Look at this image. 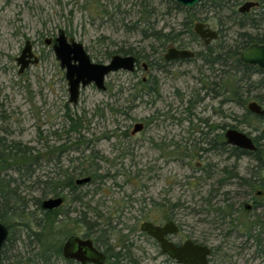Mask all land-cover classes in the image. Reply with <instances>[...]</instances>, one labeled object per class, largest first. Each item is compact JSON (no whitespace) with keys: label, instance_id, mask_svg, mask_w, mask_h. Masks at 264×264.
Returning a JSON list of instances; mask_svg holds the SVG:
<instances>
[{"label":"rangeland","instance_id":"374dc122","mask_svg":"<svg viewBox=\"0 0 264 264\" xmlns=\"http://www.w3.org/2000/svg\"><path fill=\"white\" fill-rule=\"evenodd\" d=\"M147 1L152 8L144 12L141 0H0V138L7 145L31 148L38 162L35 173L42 180V176L55 177L56 161L63 173L70 167L96 171L92 182L77 191L79 196L87 194L83 200L89 204L86 212L90 218L81 221L77 215H70L56 226L55 239L62 236L59 232L82 235L89 231L101 239L97 243L103 250L110 245L116 252L125 242L130 258L120 260V264H170L156 257V250L149 238L140 234L139 227L145 220L171 218L182 235L207 241L213 247L224 241L227 255L233 256L236 264H260L254 260L252 241L243 249L246 241L237 233L240 229L232 236H221L224 230L215 228L207 206L208 201L221 205V195L227 191L229 198L243 194L244 190L234 185L222 187L217 182L220 170L227 173L236 165L242 173L251 162L211 151L206 139L217 142L232 127L253 137L249 128L234 120L245 107L230 97L225 100L227 96H206L203 86L208 73L200 60L161 65L159 59L166 49L153 53L156 42L145 39L143 33L151 34L152 29L178 33L183 30L185 14L164 0ZM246 2L257 1L229 0L228 5L238 12ZM207 16L214 18L193 25L201 22L218 32L222 20L225 25L218 41L232 44L239 31L235 23L225 18V12L211 10ZM59 30L81 43L93 63L107 64L113 55L126 56L123 53L127 51L148 60L140 58L132 73L108 75L105 91L86 86L73 105L68 102L64 70L51 45L45 44ZM180 38L190 50H201L186 31ZM27 40L39 61L18 74L16 58ZM148 62H153L152 67ZM215 78L218 83L219 72ZM253 78L264 81V73ZM215 92L219 93V88ZM253 94L264 96V89ZM136 123L143 124L144 129L131 135ZM7 175L15 178L11 171L2 176ZM18 183L20 196L31 206L40 196V186L25 177ZM60 191L67 197L63 213L77 208L69 200L67 189ZM97 214L102 217L97 218ZM107 219L114 230L102 237L94 233ZM251 220L252 215L240 213L237 222L243 226ZM11 231L18 250L24 252L19 240L21 228L14 226Z\"/></svg>","mask_w":264,"mask_h":264},{"label":"trees","instance_id":"16d2710c","mask_svg":"<svg viewBox=\"0 0 264 264\" xmlns=\"http://www.w3.org/2000/svg\"><path fill=\"white\" fill-rule=\"evenodd\" d=\"M141 1V7L144 9V12H146L147 8H152L149 1ZM164 1L171 4L174 9L183 11L185 14L181 22L183 30L174 33L173 30L170 29L166 33H163L162 29H159L158 31L152 29V33L148 35L145 34V30H143L145 39H152L156 42V46H152V52L163 50L169 44L175 45L179 48H188L189 45L184 43L180 38L181 32L183 31H186L192 42L199 43V38L193 32V23L202 20L208 21L209 19L214 18H209L207 16V13H210L211 10L213 12H225V18L232 23H235L239 29L236 39L232 44L218 41L220 40V34L223 30L222 28L225 25V22L221 20L219 22L217 40L211 45L203 47L200 51H197L194 60H200L203 63H210L211 65H218L220 79L218 82V88L220 91L218 93L219 97L227 96L225 98L227 101L230 97L233 99L232 102L242 108H244L250 101H255L264 106V96L261 94H253L255 91L264 89V81L253 78L256 74L261 72H259L256 67L244 66L239 61L240 53L249 45L254 43L264 44V26L262 27V24H264V0H255L258 3V8L254 9L255 11L253 13L247 12L243 14H238L236 10L231 9L228 5L229 0H201L200 3L191 10L181 8L172 0ZM234 1L237 2L238 0ZM202 12L205 14L203 17L200 14ZM246 27L251 29V32L243 31ZM123 55H133L137 61L140 58L147 59L140 56L139 53H134L132 51L124 52ZM226 69L229 70L227 71ZM69 119L73 122L71 118ZM234 120L245 128H249L252 133H254L252 139L256 150L248 153L250 155L251 164L256 168V171H258L259 174H263L264 119L249 113L246 109H243L241 116H237ZM206 143L209 146L208 149L211 151L214 150L218 154L226 153L227 157L235 158L239 155L238 149L227 146L222 137H220L217 142H215L214 139H206ZM37 166V157L32 155L31 148L20 147L19 144L14 143H12V145H7L6 141L0 138V223L8 229V237L0 250V264H54L60 258L62 240L66 238V235L68 234H60L59 232V235L62 236L59 238L56 237L55 239L56 226H59V220H57L56 217L58 210L43 211L40 208V202L42 199H45L50 195H58L57 187H59L60 184L57 183L56 176H42L45 178V180H42L40 176L35 173ZM5 171H11V174L15 175V178H12L11 175H7L6 177L2 176L5 174ZM95 172L96 171L92 172L88 169H78L71 173V175H89L94 178L96 176H94ZM254 173L255 171L253 170L251 177L241 178V180L246 181L250 179L249 187L251 189L261 188L264 190V175L255 177L253 175ZM69 175V173L66 174L64 179L60 181L61 186L75 190L76 187L73 186L72 179ZM22 177L31 181L32 185L37 187L40 186V196L32 200L31 206L20 196V184L18 182ZM71 200L75 202L81 201L78 196L72 197ZM207 206L209 207L210 214L216 218L221 217L222 214H226L225 216L232 214V209L230 210L228 207H232L233 205H223L224 208L223 206L215 207L208 201ZM86 207L89 208L88 206ZM96 221L97 220L94 222L95 224ZM262 224L263 223H261V225ZM14 226L21 228L22 234L19 240L23 244L22 249H24V252L23 250H18L16 241L12 236L13 234L11 230ZM103 227L104 229H100L99 231L96 230L94 233L101 235L102 237L105 233L108 234L111 232L109 226L103 225ZM87 235L90 236V233ZM54 240H57L56 243L53 242ZM255 240L257 243L258 237L255 238ZM112 249L113 248L110 245L105 247V251H107V263L112 259L120 261L122 259L130 258V248L125 245V242H122L116 252Z\"/></svg>","mask_w":264,"mask_h":264},{"label":"water","instance_id":"95a60500","mask_svg":"<svg viewBox=\"0 0 264 264\" xmlns=\"http://www.w3.org/2000/svg\"><path fill=\"white\" fill-rule=\"evenodd\" d=\"M181 8L193 9L201 0H172ZM258 6L257 2H246L238 8L240 14L249 12ZM193 32L205 45L218 38L217 31L211 29L207 24L197 22L193 25ZM46 45H51L55 59L59 62L60 69L64 70L65 80L68 86V102L75 105L77 103L81 89L93 85L99 91H105V79L108 75L125 71L132 73L135 70L136 58L133 55H113L107 64L93 63L85 51L83 45L73 39H68L64 31L59 30L57 36L45 41ZM194 57V52L190 50H180L176 48L167 49L164 60L188 59ZM38 58L32 52L30 41H25L16 63L19 66L18 74H22L31 65L38 63ZM239 61L244 66L256 67L264 73V44L254 43L245 48L239 55ZM245 109L256 116L264 119V106L255 101L246 104ZM142 131V125L136 123L133 126L132 134ZM224 141L227 145L236 147L248 152L256 150L252 137L246 133L233 128H228L224 132ZM91 181L90 177H84L75 181L76 185H85ZM63 198L48 197L42 199L40 208L43 211H52L59 208L63 203ZM140 230L150 237H153L160 244L162 252L169 255L179 264H209L207 257L209 249L205 246L194 245L187 241L183 246L177 248L163 239L165 234L174 233L176 227L168 222L163 227H157L149 222H144ZM8 237V229L0 223V250ZM62 255L65 259H72L81 264L93 263L103 264L105 256L93 247L91 240H83L78 237H70L62 247Z\"/></svg>","mask_w":264,"mask_h":264},{"label":"flooded vegetation","instance_id":"af4514ba","mask_svg":"<svg viewBox=\"0 0 264 264\" xmlns=\"http://www.w3.org/2000/svg\"><path fill=\"white\" fill-rule=\"evenodd\" d=\"M68 39H70V38H68ZM51 40H53V39H51ZM199 40L200 41H199L198 44L200 45L201 48H203V47H207V46L211 45L217 39L214 40V41L209 42L207 45H205L204 42L201 39H199ZM50 45H52V44H50ZM169 48H176V49H180V50H184V49L190 50L189 49L190 47H188V48H179V47H177L175 45L169 44L168 46H166L164 48V49H166L165 53H166L167 49H169ZM163 50H159V51H163ZM159 51L158 50H157V52L153 51V53L157 54V53H159ZM190 51H192V50H190ZM192 52H194V51H192ZM195 53L196 52H194V57H195ZM164 54H163L162 58L160 57V59H161L160 62L162 61L161 65H163V66L170 65V64H173L175 62H179L181 60L194 61V57L188 58V59H176V60L166 61V60H164ZM137 62L138 61L136 59V64H137ZM152 63L153 62H148L147 66L148 67H152ZM201 64L203 65L202 67L205 68L207 73H208V75L206 77L205 85L203 86L205 94H206L207 97L211 96L212 98L215 99L219 95L218 93L215 92V89H218V83L215 82L216 73L219 72L218 71V65L217 64L211 65L210 63H203V62H201ZM158 66H160V65H158ZM247 67H250V66H247ZM135 68H136V65H135ZM144 68H146L145 65H144ZM210 76L214 80L209 81ZM139 124H141V123H139ZM141 125H142V131H143L144 126H143V124H141ZM142 131H140V132H142ZM140 132H138V133H140ZM138 133H135V134L131 133V135H136ZM223 139H224V134H223ZM224 143H225V141H224ZM227 146H229V145H227ZM230 147H233V146H230ZM238 153H239L238 157H236V158L235 157H230V158L231 159H237V161H239L241 159H248L250 161V155H249L248 151L238 149ZM76 160H78V159H76ZM56 162L57 163H54V169H57V172L55 173V176L57 177L56 181H57V183L60 184V186L57 187L58 188L57 189L58 195L50 196V197H54V198L62 197L63 200H64L62 205L59 208L54 209V210H58V212L56 214L57 220H59L58 225L61 224L67 218H71L70 215H72V214H75V216L77 215L76 216L77 219L79 218V220H81V221H84L85 219H89L90 216L88 217L87 216V212H86L89 209L86 206H88L89 204H88V202L83 200L84 198L87 197V194H83V196L77 195L78 189H80L81 187H83V186H85L87 184H85V185H76L75 181L78 180V179L84 178V177H90L91 178L90 182H92V177L89 176V175H83V176L71 175V173H73L75 170L80 169L78 167L67 168V170H65V172L63 173V171H61V169H60V163H58V161H56ZM82 170H85V169H82ZM253 170L255 171V173L253 174L255 177H257L259 175H262V176L264 175V173L263 174H259L258 171H256V168H254V166L252 164H250V166L248 168L243 169L242 173L239 171V168L236 165L231 166V170H229L227 173L225 172L224 169L220 170L221 177H220V180H218V182H217L219 186L223 187L225 185H229V186L230 185H234V187H236V189L244 190V191H243V194H241L242 196H240L239 198H232V197L229 198L228 197V194H229L228 191L221 195L222 196L221 205H219L218 202L213 204V205L215 207H219V206H223V205L224 206L233 205L232 207H230V206L228 207L230 210L232 209V214L231 215H227V216H225L226 214H222L221 217H218V218L214 217L213 223L215 225V228L218 231H223L224 230V233L221 235V236H224V237L232 236L234 233H236L235 232L236 230L240 229L239 230L240 232H237V233H240V235H243L245 237V241H246V242H244L245 246L243 247V249L246 250V246H247L248 241H252V243L254 244V246L256 248L254 260H259L260 264H264V205H263L264 190L261 189V188L251 189L249 187L250 179H248L246 181H242L241 180V178H249V177H251ZM61 173H62V175H61ZM68 173L70 174L69 177L72 179L73 186L76 187L75 190H72V189H70L68 187H62L61 186V183H60L61 176H63V178H64L65 175L68 174ZM62 188L63 189H67V191H68L67 195L69 196V200L71 202L77 204V208L72 209L71 212H67L66 214H65V212L63 213V211H64L63 207H64V205H65V203L67 201V197L64 195V193L62 191H60ZM216 192L218 193V190ZM236 194H238V193H236ZM77 196L80 198V200H81L80 202H75V201L71 200L72 197H77ZM238 199H240V200H238ZM224 206H223V208H224ZM240 213L244 214V215H247L248 217L250 215H252L253 221L251 220L247 224H244L243 226H241L237 222L238 221V215ZM96 217L99 218V217H102V216L97 214ZM77 219H75V220L77 221ZM109 221L110 220L107 219V221H105L104 222L105 224H103V225L109 226L110 230L112 231V230H114L115 226H113L111 224V222H109ZM144 222H149V223H151V224H153L154 226H157V227H163L166 223L171 222L176 227V231L174 233L165 234L163 239L166 240L167 242L171 243L173 246L179 248V247L183 246L185 242L190 241L194 245L205 246V247H207L209 249L210 253H209L208 257H207V262L209 264H236L235 262L232 261L233 256L227 255L226 248H225L226 244H225L224 241H223L222 245H218L216 247H213L212 245L208 244L207 241H204V240H201V239H197V238H193V237L188 236L186 234L182 235V230L178 226L177 222L175 220L171 219V218H165L161 222H153V221H146L145 220L142 223H144ZM261 223H263V224L261 225ZM141 224H140V226H141ZM101 229H104V227L101 228ZM139 229H140V227H139ZM88 233H90V232L86 231L82 235H76L74 233H69L68 232V235H66V238H64L62 240L60 258L54 264H81L78 261H75V260H72V259H65L63 257V255H62V247H63L64 243L70 237H78V238L83 239V240H87V239L91 240L92 243H93V247L97 251H99V252L104 254L105 262L103 264H107V257H106V252L107 251H105V248L103 250L101 248V246L98 245V243H97L99 241L101 242V239L98 241L91 234H90V236H88L87 235ZM231 233H232V235H230ZM140 234L144 235V236H147L149 238L153 248L156 250V255H157L156 257H162L165 260V262H168L170 264H179L173 258H171L169 255H167V254L162 252L161 246L157 242L156 239H154L153 237L148 236L147 234H145L141 230H140ZM104 236H106V233H105ZM253 236L255 238L258 237V242L257 243H256V240H255V238ZM114 247L115 246H112L113 250L115 249ZM224 249H225V251H223ZM86 264H93V263H86ZM112 264H120V261L115 260Z\"/></svg>","mask_w":264,"mask_h":264}]
</instances>
